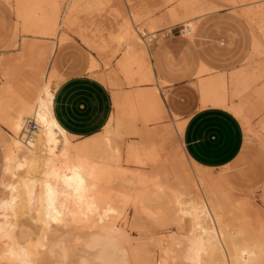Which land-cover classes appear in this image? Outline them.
Returning a JSON list of instances; mask_svg holds the SVG:
<instances>
[{
	"label": "bare ground",
	"instance_id": "1",
	"mask_svg": "<svg viewBox=\"0 0 264 264\" xmlns=\"http://www.w3.org/2000/svg\"><path fill=\"white\" fill-rule=\"evenodd\" d=\"M138 1L140 6V0ZM104 2L105 0H16L14 13L21 21L25 31L47 38L53 33V29L60 25L61 21H68L75 11L81 10L91 15L95 10H99ZM181 2L179 8L184 9L185 13L180 17L176 11H173L171 13L172 23L175 25L187 23L185 29L188 28V31L192 33L198 19L215 12L218 8L217 3H214L213 0H184ZM231 2L232 4L243 3L237 7H245L242 13L250 23L255 24L256 21L261 20L264 24V0H231ZM0 5L12 13L11 0H0ZM62 6L65 7L64 12H61ZM48 8L51 12L46 11ZM136 9L135 11H137ZM135 11L132 10L133 17L140 19L139 13ZM132 20L134 22L133 18ZM36 24L41 27L38 28ZM18 27L16 25L6 48L16 44ZM149 29V32L139 30L127 21L122 34L117 36L119 43L123 42L122 60L118 64L116 74H108L104 78L105 83L113 88V102L116 111L105 126L106 134L102 144L98 140L81 144L73 142V134L61 125L54 112L57 89L47 85L46 81L39 86L35 99L29 100L28 104L22 103L14 120L7 118L11 124V133L5 149V172L10 175L11 180L5 186L7 195L0 199V237L11 240L8 242L12 248L14 247L15 255L20 259L19 262L32 263L40 253L39 246H42L41 243L38 245L35 242L36 236L35 239L28 235L24 241H19L13 235L14 232H17L15 229L19 226L21 219L28 216L42 226V232H39L42 235L45 230V232L51 230L53 225L65 228L73 224L75 226L76 223L79 225L88 224L95 233L92 231L94 234L92 236L90 234L91 237L86 240L88 245L85 246L94 249L96 255L94 253L93 260L90 259L94 262L86 261L85 263L127 264V250L122 246L120 238L115 236V233H120L119 224L109 222L112 221L114 212L119 213L121 210L114 203L108 204L110 206L105 208L100 185L103 178L109 179L114 175L121 183H118L120 186L123 184L126 187L128 184L131 187L132 185L138 186L139 184L136 185V183L141 181V175H135L136 173L133 174V172L124 169L122 162L125 157L127 163L144 164L143 160H136V158L139 152L143 155L144 151L141 150H147L148 153L144 155H153L152 157H154L152 161H149L152 157L147 159L152 165V169L158 170L161 168L160 164L163 166L170 164L174 168L176 174L174 183H169L166 177L162 179V182L167 184L165 185L168 190L167 194L171 202L174 200V206L178 204L181 216L190 217V223H192L191 233H189L184 247L183 242L180 243L183 259L178 257L179 259L188 261L189 264H264V214L261 215L262 212H259L261 216L253 219L252 214L257 212L255 205L234 198V189L230 184L234 180L233 177L226 173L215 175L211 168H202L192 163L184 150H180L177 154L167 150V145L175 136V132L181 136L186 121L176 124L175 130L173 128L149 127L150 124L162 122L167 118L162 104V94L160 96L159 93L160 88L144 90L140 87L141 84L153 82L155 79L152 69L153 62L151 65L149 61L154 56L150 50L153 45L150 47L147 38L151 40L162 35V32L160 33L162 28H159L158 22L152 24ZM259 29V33L253 32L250 65L230 74L203 69L201 73L206 72V76L198 80L193 90L187 92L180 90L179 93L166 95L172 109L175 108L173 111L181 110L183 113L180 112V114H185V112L194 113L207 107L226 108L241 119L247 131L252 133L251 114L264 111V61L254 64L256 58H264V26L261 25ZM22 37L21 46L25 44L26 36L22 35ZM98 46L100 51L105 50L104 44ZM92 71L95 70L89 69V72ZM54 74H56V69ZM119 75L123 76L125 84L128 86L136 85L138 87L129 92L120 91L119 87L122 83H120ZM236 99L240 101L237 103ZM1 112L4 115L7 114L5 109H2ZM26 118L34 119L40 127L35 141L30 144L24 143L21 138L23 122ZM139 122L143 124V127L138 126ZM121 129L125 130L126 134L140 136L142 140L139 144H127L123 150H119L117 147L111 149L107 153L110 172L106 176L107 173L105 175V171L100 169L94 155L103 151L104 147L111 148L112 136L118 135ZM261 132L264 133V120L261 122ZM160 152H163V156L159 154ZM86 153H90V156H85ZM158 161L160 164L157 165ZM186 161H189L193 168L190 167L189 170L187 164H183ZM101 166H103L102 163ZM104 166H106V161ZM162 171L164 172L165 169ZM179 172L182 174L179 175ZM165 175L163 173V176ZM177 175L181 176L179 178L182 179L181 181H177ZM158 178L159 176L150 175L147 180L154 183ZM118 180L113 183H117ZM104 188H108V186ZM118 188L120 187L118 186ZM114 189L115 187L113 190L109 187L110 191H118L117 189L114 191ZM123 189L125 188L123 187ZM121 191L123 192V190ZM100 217H103L102 221L99 220ZM20 234L22 233L20 232ZM20 234L18 235L20 236ZM46 237V235L43 236V239ZM44 241L46 240L44 239ZM57 242L60 243V241ZM46 243L49 244L47 241ZM65 244L67 245L65 242L63 246ZM180 244L178 243V245ZM51 245L53 248L55 245L57 250L63 247L62 244H59L61 248L56 246L58 245L56 242ZM66 248L68 245L64 247V249ZM0 250L6 252L3 247ZM51 252L53 251L50 249L49 253L51 254ZM58 253L56 251L54 255L58 256ZM62 253L64 252L62 251ZM66 253L62 254V261L65 258L68 259V253ZM12 255L9 253L10 259ZM69 255L68 257H70ZM0 259L3 258L0 257ZM85 260L87 259L85 258ZM167 260L166 258L165 261ZM15 262V264L19 263ZM161 262L160 264H164Z\"/></svg>",
	"mask_w": 264,
	"mask_h": 264
},
{
	"label": "rangeland",
	"instance_id": "2",
	"mask_svg": "<svg viewBox=\"0 0 264 264\" xmlns=\"http://www.w3.org/2000/svg\"><path fill=\"white\" fill-rule=\"evenodd\" d=\"M153 1L140 0L141 4L139 6L138 0H105L101 8L95 10L91 15L85 11H75L68 21H61V26L57 25L53 29V33L47 38H42L44 36L37 33L25 31L21 21L14 13L15 24L19 26L17 42L12 47L6 48L5 46L4 51L0 52V199L7 195L5 186L11 180L10 175L5 172V149L7 139L10 138L11 133V124L7 118L14 120L22 103L26 102L28 104L29 100L35 99L39 86L43 85L45 81L47 85L49 84L53 89H57L69 77L85 75L92 79L96 78L105 84L110 89L109 92L111 98H113V88L105 83L104 78L108 74H116L115 71H117L118 64L122 60L121 47L123 42L119 43L117 36L122 34L127 21L135 28L146 30L147 32L150 30L149 27L157 22L159 28H162L160 31L162 35L154 37L151 40L147 38V41L149 40L150 47L153 45L150 48L152 54L160 51L168 70L160 73L158 68L154 66L152 69L156 80L145 82L140 87L144 90L160 88L159 93L160 96L162 94V104L167 118L162 122L150 124V128H173L175 130L176 124L183 123L193 114L188 112L180 114L181 110H176L177 112L173 111L175 108L173 107L172 109L166 95L179 93L180 90L181 92L193 90L198 80L206 76V72L201 73L203 69L207 68L211 71H222L230 74L250 65V56L253 51L251 45L253 32L259 33L260 26H264V24L261 20L256 21L255 24L250 23L242 13L245 7H237V5L243 4L242 2L232 4L231 0H213L214 3H217L218 8L215 12L198 19L192 33L188 31V28L185 29L188 25L187 23L177 25L172 23L171 13L173 11H176L180 17L185 13L184 9L179 8L180 2L184 0H171L169 2L168 0ZM11 5L14 10L16 0H11ZM64 10L65 7L62 6L61 12H64ZM132 10L139 13L140 19L133 17L134 13ZM46 11L51 12L49 8ZM7 12L6 8L0 5V43L4 41L3 33L7 23ZM36 26L38 28L41 27L38 24ZM22 35L26 36L23 46L20 45V41L23 39ZM103 44L105 45V50L100 51L98 45ZM149 61L152 65V62H156V58L151 57ZM263 61L264 58H256L254 64H259ZM55 69H57L56 74H54ZM89 69L95 71L88 72ZM92 75L96 77L93 78ZM119 78L120 83H122L119 87L120 91L129 92L138 87L136 85L128 86L125 84L121 75H119ZM239 101V99L235 100L237 103ZM112 103L114 105V102ZM2 109L7 111L6 115L1 112ZM115 111L114 105V107L112 106L113 114ZM263 120L264 111L253 112L250 121L253 132L249 133L243 125L245 145L242 153L230 166L212 169L215 175L226 173L233 177L234 180L230 184L234 189V198L239 201L250 202L257 208V212L252 214L253 219L264 214L260 196L261 177L264 173V133L261 132V122ZM138 126L141 128L143 124L139 122ZM105 132L106 129L104 127L102 131L95 135L83 138L81 136H73L72 140L77 144L98 140L102 144L105 140ZM141 140L140 136L126 134L125 130L121 129L118 135L112 136L111 148L104 147L103 151H99L94 155V158L97 160L100 169L105 171L104 174L106 175L107 173L106 176H108L110 170L108 169L109 157H107V153L116 147L119 150H123L129 143L139 144ZM184 149L182 135L180 136L175 132V136L167 145V150L177 154L180 150ZM141 151H144L143 155L139 152L136 160H143L144 164L136 162V164L130 162L128 164L125 157L122 162L124 169L133 172V174L136 173L135 175H141V181L136 183V185L139 184L138 186L132 185L131 187L128 183L127 187L125 184L120 186L118 178L116 179L114 175L109 177V179H102L100 189L103 202L105 200V208L114 203L122 212H114L117 216L114 215L112 221L110 220L109 222L116 223V225L119 224L118 229L120 228V233H115V236L120 238L122 246L127 250V264H160L162 260L161 263L164 264L166 262L167 264H189L187 263L188 261H182L183 258L180 251L182 242L184 247L190 235L189 233H191L192 223H190V217L181 216L177 201L175 203L177 205L174 206V200L171 202L167 194L168 190L165 186L167 184L162 182V179L166 177L169 183H174V180H176L174 168L170 164L165 165L166 167L163 166L160 164V161L162 162L160 160L157 165L160 164L161 168H158V170L152 169L149 161L153 160V155H147V158L144 155L148 153L147 150ZM162 153L160 152L159 154ZM84 155L90 156V153ZM143 157L145 159H142ZM149 158L150 160L147 161ZM105 161L106 166H104ZM101 163L103 166H101ZM153 163L155 162L153 161ZM183 164H187L189 170L193 168V165L189 161L183 162ZM162 168L165 169L164 172ZM163 173L167 175L163 176ZM181 174L182 172H179V175ZM150 175L154 177L159 176V178L154 183H150L147 180ZM179 178L181 176L177 177V181L182 180ZM115 180H118V182L113 183ZM109 181L112 182L111 185ZM106 186L108 188H104ZM109 187H111V190L115 187L114 191L116 189L118 191H110ZM120 193L123 194L121 195ZM112 200L113 202H111ZM259 212H262V214L260 215ZM30 220H32L31 217H23L17 227L18 230L17 228L15 229L17 232L13 233L19 241H24L26 236L31 235L35 239L37 237L38 241L37 239H33L38 245L39 243L42 244V246H39L40 253L36 256L35 262L32 261V263L28 262L25 264H84L86 261L88 263L94 262L91 261L93 260L92 256L94 257V249H90L88 246L89 250L85 246L86 244L88 245L86 242L87 238H90L95 233L94 229L88 224L82 223V226L79 223H76L75 226L74 224H69L70 226L65 228L53 225L48 232L43 230L42 235L39 233L42 232V226L38 222H35V220H32V222ZM99 220L102 221L103 217H100ZM87 226H89L88 229ZM95 230L97 231V229ZM45 235L49 237L44 238L49 244L43 239ZM179 240L182 241L179 242ZM8 241L11 240L0 237V249L2 247L6 249V252L5 250H0V257L3 258L0 259V264L2 262L3 264H15V261L19 262L20 260L15 255L14 247L12 248ZM57 241H60V243ZM54 242L58 244L56 245L58 247L59 244L63 246V243L66 242L68 248L64 249L67 246L65 244L62 249L57 250L55 249V245L54 248L51 245ZM178 243H181V246ZM49 247L53 251L51 254L54 255L57 251L61 255L58 253V256H52L49 253ZM7 251L13 254L10 256L11 259ZM66 252L70 254V257H68ZM65 253L68 259L65 258L62 261L63 257L61 258V256ZM84 257L87 260L84 261ZM164 257L168 260L162 259ZM18 264L24 263L20 261Z\"/></svg>",
	"mask_w": 264,
	"mask_h": 264
},
{
	"label": "crops",
	"instance_id": "3",
	"mask_svg": "<svg viewBox=\"0 0 264 264\" xmlns=\"http://www.w3.org/2000/svg\"><path fill=\"white\" fill-rule=\"evenodd\" d=\"M15 20L14 11L7 12L0 52L4 51L13 36ZM153 57L156 58L153 65L160 73L168 70L160 51ZM109 90L96 78L85 75L69 77L55 91L54 112L57 117L56 110L59 111L66 127L57 117L58 121L74 137L83 138L99 133L113 114V98ZM243 125L242 120L226 108L207 107L197 110L186 119L181 134L184 152L192 163L202 168L230 166L245 145ZM260 196L264 209V173L261 177Z\"/></svg>",
	"mask_w": 264,
	"mask_h": 264
},
{
	"label": "built area",
	"instance_id": "4",
	"mask_svg": "<svg viewBox=\"0 0 264 264\" xmlns=\"http://www.w3.org/2000/svg\"><path fill=\"white\" fill-rule=\"evenodd\" d=\"M39 125L32 118H26L23 122L21 138L24 143L30 144L35 141L36 134L39 131Z\"/></svg>",
	"mask_w": 264,
	"mask_h": 264
},
{
	"label": "trees",
	"instance_id": "5",
	"mask_svg": "<svg viewBox=\"0 0 264 264\" xmlns=\"http://www.w3.org/2000/svg\"><path fill=\"white\" fill-rule=\"evenodd\" d=\"M56 114H57V117H58L59 121L66 127V124L64 123L63 119L61 118L60 113H59L58 110H56Z\"/></svg>",
	"mask_w": 264,
	"mask_h": 264
}]
</instances>
